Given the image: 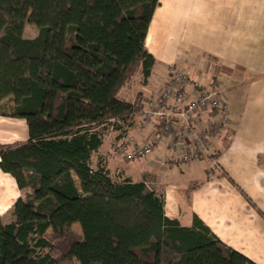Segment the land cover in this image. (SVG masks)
I'll use <instances>...</instances> for the list:
<instances>
[{
	"label": "trees",
	"instance_id": "trees-1",
	"mask_svg": "<svg viewBox=\"0 0 264 264\" xmlns=\"http://www.w3.org/2000/svg\"><path fill=\"white\" fill-rule=\"evenodd\" d=\"M158 5L0 0V116L29 132L0 146L22 193L0 218V264H254L197 217L191 227L166 217L162 194L114 177L99 154L106 126L122 137L141 108L140 94L131 103L119 93L156 65L145 39Z\"/></svg>",
	"mask_w": 264,
	"mask_h": 264
},
{
	"label": "crops",
	"instance_id": "crops-1",
	"mask_svg": "<svg viewBox=\"0 0 264 264\" xmlns=\"http://www.w3.org/2000/svg\"><path fill=\"white\" fill-rule=\"evenodd\" d=\"M219 3L225 2L214 1L212 9L197 0H159L145 39L156 65L146 84L140 73L133 77L138 80L134 94L125 93L133 79L119 93L131 103L138 94L142 105L154 101L170 67L183 69L205 87L222 89L231 123L218 133L207 131L211 154L177 162L178 155L161 144L145 159L127 162L121 147L129 138L147 140L155 127L153 120L137 116L125 136L108 148L104 134L99 154L107 158L114 177L144 182L162 194L166 217L183 227H191L197 217L224 245L264 264V24L256 31V17L262 23L264 9L238 7V2L216 7ZM215 115L205 111L202 123ZM28 140L25 120L0 116V146ZM21 194L15 179L0 168V218L8 216Z\"/></svg>",
	"mask_w": 264,
	"mask_h": 264
},
{
	"label": "built area",
	"instance_id": "built-area-1",
	"mask_svg": "<svg viewBox=\"0 0 264 264\" xmlns=\"http://www.w3.org/2000/svg\"><path fill=\"white\" fill-rule=\"evenodd\" d=\"M145 104H141L134 116L146 122L153 120V135L141 143L129 138L127 145L121 147L127 162L145 159L161 144H166L178 155L177 162L210 155L213 148L207 131L218 133L231 123L229 99L225 92L215 86L205 87L192 81L189 74L178 67H170L157 98ZM207 110L215 111L217 115L203 124L202 115Z\"/></svg>",
	"mask_w": 264,
	"mask_h": 264
},
{
	"label": "rangeland",
	"instance_id": "rangeland-1",
	"mask_svg": "<svg viewBox=\"0 0 264 264\" xmlns=\"http://www.w3.org/2000/svg\"><path fill=\"white\" fill-rule=\"evenodd\" d=\"M214 1H218V0H197V2H199L200 5H201V2H204L205 5L203 4L201 7H205V8L209 7V8H212V9L215 7ZM223 1L225 2L223 5H221V3H219V5L216 4V7H221V6L222 7H235V4L238 2L237 3V6L238 7L244 8V7H247V5H248V7L254 6L256 8V10H258V9H261L262 10V9H264V0H234V2H231L232 0H223ZM226 2H230V3H226ZM257 21H258V17H256V24H257L256 31H258V30L260 31V30H262L261 26H263L264 21L262 23L261 22H257ZM37 35H38V29L35 26L30 25V24H28V25L25 26L24 33H23V36L25 38L33 39ZM137 83H138V80L135 79L133 81V83L131 84V86L129 88H127V90H125L126 91L125 93H127V95H129V96L131 94H134V89L136 87H138L137 86ZM130 89L131 90L133 89V90L131 91ZM106 127H108V129L104 131V134L107 136L106 137L107 138V143H106L105 147L108 148L109 147V142H111L115 138L117 139V137L120 135V133L117 132L116 130L112 129V127H109V126H106ZM230 134H231L230 132L227 133L226 139L229 138L232 135V134L231 135ZM228 135H230V136H228ZM123 136H125V135H123ZM114 152L117 153V151H114ZM3 220L4 221H8L9 220V215L6 216ZM71 229L76 234H81V228H80V225L79 224H77V223L73 224L72 227H71Z\"/></svg>",
	"mask_w": 264,
	"mask_h": 264
}]
</instances>
